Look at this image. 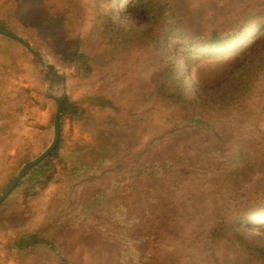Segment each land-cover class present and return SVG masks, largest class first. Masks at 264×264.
I'll list each match as a JSON object with an SVG mask.
<instances>
[{
  "label": "rangeland",
  "instance_id": "1",
  "mask_svg": "<svg viewBox=\"0 0 264 264\" xmlns=\"http://www.w3.org/2000/svg\"><path fill=\"white\" fill-rule=\"evenodd\" d=\"M113 1L0 0V18L9 28L5 32L14 36L0 33V196L53 142L58 109L53 97H68L86 115L99 117V96L115 104L137 101L139 91L157 86L168 70L179 76L178 87L193 103L192 113L213 125L202 130L188 122L160 126L172 151L196 155L201 163L172 167L167 231L180 244H192L197 227L203 236L212 230L210 242L221 259L217 264H264V216L248 222L264 210V28L219 52L200 51L191 46H201L209 33L237 32L235 8L244 0H169L164 10L158 7L163 0H120L122 9L112 11ZM90 33L120 49L125 39L137 36L145 50L111 61L102 57L89 75L78 67L84 68L81 57L90 54L84 45ZM67 43L74 44L71 50ZM240 88L246 90L242 97L236 94ZM141 106L131 114L129 132H122L133 142V151L106 165L101 176L92 178L94 170L86 169L71 177L60 165L38 196L24 201L11 192L1 202L0 264H59L46 248L17 252L14 242L24 226L55 238L71 264H118L112 230L119 181L145 174L141 170L151 167L155 152L151 143L158 144L153 129L139 119L161 105ZM61 134L60 154L65 157L76 145L95 142L90 124L78 118L65 119ZM94 199L98 205L85 210ZM231 199L237 202L230 223L243 241L237 246L216 236L214 214L221 209L215 202L224 208L222 203ZM174 215L178 221L172 220Z\"/></svg>",
  "mask_w": 264,
  "mask_h": 264
},
{
  "label": "trees",
  "instance_id": "2",
  "mask_svg": "<svg viewBox=\"0 0 264 264\" xmlns=\"http://www.w3.org/2000/svg\"><path fill=\"white\" fill-rule=\"evenodd\" d=\"M112 3V11L122 9L120 0H114ZM262 3H264V0L255 2L244 0V2L239 3L234 14V20L238 22L237 32L223 36L215 30L213 33H209V37L202 42L201 46L192 45L191 48L200 51L219 52L242 42L255 30L264 28V4ZM168 6L169 0H163L158 4L160 10H164ZM6 24V20L0 18V28L8 32L9 28ZM67 44L69 50H71L74 44ZM84 45L87 53L90 52V54H84L81 57L84 68L78 67V69L89 75L96 69L94 66H99L98 64L103 61L102 57L111 61L117 58L121 59L131 53L143 54L145 50L137 36L125 39V47L120 49L118 45L113 44V41L109 44H102L100 35L90 33ZM105 49H109V51ZM93 53L94 55H92ZM94 60H96L95 63ZM162 76L164 80L170 79L171 81L167 84L162 79L155 87L143 88L139 91L137 101L115 104L99 96L98 104L102 106V115L99 117L86 115L79 104L73 103L68 97H65L61 116L62 129L65 119L78 118L90 124L95 138L94 145H76L68 150V157H65L60 154L62 149L61 134L56 149L28 173L10 196L17 194L24 201H30L46 190L55 178L57 166L60 165L68 170L67 174L71 177L77 176L86 169L94 170L92 178L101 176L105 172L106 165L112 163L122 153L133 151L131 146L134 145L133 142L128 138L125 140L122 135V132L124 134L126 131L129 132V128L132 126L130 124L131 114L135 113L136 110L141 111L142 103H146L148 108L153 104H160L161 106L154 107V113L146 114L139 119L140 122L144 121L153 129L154 143L158 142V144L151 143L152 148L155 150L154 154L151 155V167L141 170L145 174L137 178L131 180L125 178L119 181L118 202L116 209H114L117 224L112 230L113 238L118 240L114 242L119 245L118 264H217V260L221 262V259H217L216 246L210 242L209 233L212 230L203 236L197 227L194 234L196 240H192V244H187L188 241L180 244L182 241H178L175 234L169 230L167 231L168 224L164 223L170 215L167 212L172 209V198L168 197V192L172 188L170 175L172 167L182 164L200 166L201 163L196 162V155L190 158L188 153L172 151V147H170L167 140L160 135L162 131L160 126L164 127L171 122H175V124L188 122L197 130H202L213 124L209 120L198 117L196 113H192L193 103L187 99L183 94V90L178 87L176 80L179 79V76L177 74L174 75L173 72L169 74L168 70H165ZM244 93H246V90L240 88L236 94L242 97L245 95ZM133 117L136 118L134 115ZM126 120H129L128 124ZM154 120H157L159 125ZM145 150L147 149L142 150V152ZM253 152L257 153L256 150ZM70 160L73 161V164L68 166ZM235 167V164L231 166L232 169ZM236 202L237 199L226 200L224 204L222 203L223 208L220 202L216 201L215 204L221 210L214 214V218L218 222L216 236L221 240H225V242H230L233 246L243 242L230 223L231 215L234 212V208L231 209V207ZM1 205L2 203H0ZM97 205L98 201L94 199L92 202L90 201V205L85 210L89 211ZM258 212L252 215L248 222H251L253 218L264 216V210L261 209ZM172 220L178 221V215H174ZM213 234L211 233V237ZM167 235L174 245L167 242L169 241ZM193 245H196V247ZM14 248L17 249L20 255L31 254L36 249L46 248L60 260L59 264H71L70 259L62 254L57 240L39 228L30 226L20 228L16 235ZM260 260L264 262V254L260 255Z\"/></svg>",
  "mask_w": 264,
  "mask_h": 264
},
{
  "label": "water",
  "instance_id": "3",
  "mask_svg": "<svg viewBox=\"0 0 264 264\" xmlns=\"http://www.w3.org/2000/svg\"><path fill=\"white\" fill-rule=\"evenodd\" d=\"M0 33L5 34L6 36L14 38V36L6 33L4 30L0 29ZM25 46L28 49H31V46L29 44H25ZM54 69V67H53ZM57 103H58V109L55 115L54 119V138L53 142L51 145L37 158L35 159L32 163H30L27 167H25L22 172L14 179L10 187L3 193V195L0 196V203L3 202L9 194L19 185L21 180L28 174V172L37 166L39 163H41L44 159H46L58 146L60 139H61V132H62V127H61V116L63 113V108H64V99L63 97H53Z\"/></svg>",
  "mask_w": 264,
  "mask_h": 264
}]
</instances>
